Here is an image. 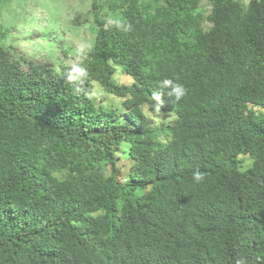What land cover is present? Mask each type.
I'll use <instances>...</instances> for the list:
<instances>
[{"label": "trees", "instance_id": "1", "mask_svg": "<svg viewBox=\"0 0 264 264\" xmlns=\"http://www.w3.org/2000/svg\"><path fill=\"white\" fill-rule=\"evenodd\" d=\"M202 1L93 0L80 74L0 32V264H264V0Z\"/></svg>", "mask_w": 264, "mask_h": 264}, {"label": "rangeland", "instance_id": "2", "mask_svg": "<svg viewBox=\"0 0 264 264\" xmlns=\"http://www.w3.org/2000/svg\"><path fill=\"white\" fill-rule=\"evenodd\" d=\"M92 1L0 0V32L6 33V39L1 44L6 49L13 46L28 56L38 59L45 57L56 65H66L73 69V73L80 74L83 71L80 64L81 55L84 53V48L90 45L92 38L89 25L92 20ZM97 1L101 5H106L104 0ZM239 1L245 7L250 4V0ZM200 9L203 15L207 16L210 10L208 2L202 1ZM104 10L106 11L107 8L104 7ZM78 17L80 23H76ZM119 70L114 75L115 80L122 83L132 81ZM92 92L98 107L122 112V99L102 92L96 83L93 84ZM144 112L149 127L169 122V115L162 112L156 110L151 112L147 107L144 108ZM162 140L164 141L163 138ZM124 164L128 165V163Z\"/></svg>", "mask_w": 264, "mask_h": 264}, {"label": "clouds", "instance_id": "3", "mask_svg": "<svg viewBox=\"0 0 264 264\" xmlns=\"http://www.w3.org/2000/svg\"><path fill=\"white\" fill-rule=\"evenodd\" d=\"M161 87L170 89L167 92L169 97H174L175 101L181 100V98L185 95L186 90L182 87V85L178 83H174L172 80H164L162 82ZM194 179L199 182L203 179V174L199 171L194 173Z\"/></svg>", "mask_w": 264, "mask_h": 264}]
</instances>
